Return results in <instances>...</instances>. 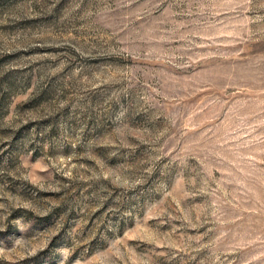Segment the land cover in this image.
<instances>
[{"label": "rangeland", "instance_id": "obj_1", "mask_svg": "<svg viewBox=\"0 0 264 264\" xmlns=\"http://www.w3.org/2000/svg\"><path fill=\"white\" fill-rule=\"evenodd\" d=\"M0 264H264V0H0Z\"/></svg>", "mask_w": 264, "mask_h": 264}]
</instances>
